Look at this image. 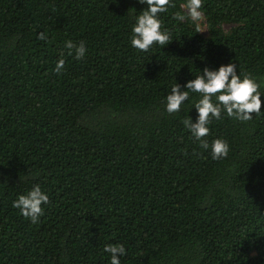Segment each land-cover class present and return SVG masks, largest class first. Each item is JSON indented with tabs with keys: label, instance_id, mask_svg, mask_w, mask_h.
<instances>
[{
	"label": "trees",
	"instance_id": "obj_1",
	"mask_svg": "<svg viewBox=\"0 0 264 264\" xmlns=\"http://www.w3.org/2000/svg\"><path fill=\"white\" fill-rule=\"evenodd\" d=\"M186 3L170 0L169 44L145 52L138 0H0V264H109V243L121 264H264V96L249 121L211 120L218 160L183 123L198 93L165 111L206 65L232 62L264 93V0H202L199 28ZM35 184L50 202L33 224L12 202Z\"/></svg>",
	"mask_w": 264,
	"mask_h": 264
},
{
	"label": "clouds",
	"instance_id": "obj_2",
	"mask_svg": "<svg viewBox=\"0 0 264 264\" xmlns=\"http://www.w3.org/2000/svg\"><path fill=\"white\" fill-rule=\"evenodd\" d=\"M138 2L147 7L135 17V23L131 27V46L146 52L154 43L169 44V32L162 28L159 14L167 11L170 0H138ZM186 9L185 15L199 28V21L203 17L202 0H187ZM185 15L178 13L177 17L183 20ZM37 36L41 41L48 39L44 31L38 32ZM64 48L69 50L68 55L74 53L76 59L84 58L87 52L84 41L77 44L67 40L64 42ZM60 56L54 68L58 74L65 64L63 50ZM199 71L200 74L195 75V79L188 80L183 86L177 81L171 85V90L165 98V111L168 114L178 113L182 104L188 101L189 91L198 93L199 98L193 105L197 113L196 118L193 120L188 116L183 123L191 137L200 143V147L209 151L212 159L218 160L228 155L229 144L223 138H216L211 143L205 139L210 131L208 125L211 120H220L223 115L238 121L253 119V114L256 116L261 114V97L264 93L259 90L260 85L253 77L240 74L236 64L232 62L218 67L206 65ZM49 202L48 193L40 184H35L25 193L18 195L12 206L18 209L22 216L36 224L44 213V206ZM103 251L109 254V264H121V257L126 255V248L122 243L105 244Z\"/></svg>",
	"mask_w": 264,
	"mask_h": 264
}]
</instances>
